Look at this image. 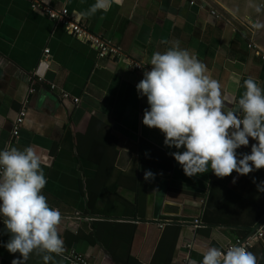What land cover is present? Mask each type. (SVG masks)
<instances>
[{
  "label": "crops",
  "instance_id": "crops-1",
  "mask_svg": "<svg viewBox=\"0 0 264 264\" xmlns=\"http://www.w3.org/2000/svg\"><path fill=\"white\" fill-rule=\"evenodd\" d=\"M41 1L123 53L101 59L27 0H0V147L31 145L40 156L42 192L61 214L62 247L96 264H199L207 248L252 235L264 220V192L253 183L264 180V168L223 178L211 170L185 175L170 155L178 150L142 123L148 105L135 85L143 75L130 63L148 65L153 52L178 41L221 83L228 107L243 91L233 73L264 88V29L256 27L264 0H120L90 16L81 13L94 0ZM253 143L249 138L237 152H250ZM146 170L154 178L145 180ZM262 248L251 250L258 264H264ZM42 255L30 254L26 264H44ZM48 255L47 264H71ZM19 256L0 246V264Z\"/></svg>",
  "mask_w": 264,
  "mask_h": 264
},
{
  "label": "clouds",
  "instance_id": "clouds-1",
  "mask_svg": "<svg viewBox=\"0 0 264 264\" xmlns=\"http://www.w3.org/2000/svg\"><path fill=\"white\" fill-rule=\"evenodd\" d=\"M120 0H94L81 15L107 12ZM261 27V25H256ZM150 70L135 85L138 97H146L142 123L159 129L164 145L178 151L170 153L185 175L191 177L209 170L220 178L235 172L246 175L264 168V88L252 77L243 79L233 73L230 79L237 90L243 89L234 103L222 94L221 83L208 74L207 66L187 49L173 41L165 51L153 52L147 63ZM137 66H140L139 64ZM255 143L250 152H237ZM146 170L145 180L154 178ZM236 177H233V183ZM264 192V180L257 182ZM46 176L41 158L31 145L22 150L0 147V223L7 241L0 246L19 253L11 264H26L30 254L60 253L63 240L57 231L60 211L47 202L42 189ZM189 264H197L189 261ZM199 264H258V257L243 245L226 249L209 247Z\"/></svg>",
  "mask_w": 264,
  "mask_h": 264
},
{
  "label": "built area",
  "instance_id": "built-area-1",
  "mask_svg": "<svg viewBox=\"0 0 264 264\" xmlns=\"http://www.w3.org/2000/svg\"><path fill=\"white\" fill-rule=\"evenodd\" d=\"M27 1L30 3V7L32 10L40 11L49 20L56 24V26L62 28L65 32L88 44L97 53V56L99 58L104 59L108 57L112 59H119L123 56L122 49L119 46H116L112 44L109 40H106L100 36L93 34L89 30L87 25L78 21L76 18L70 16L64 9H56L50 5L44 4L41 0ZM138 64L140 66H137ZM130 66L134 71L141 73L142 75L144 70H150L148 65L142 62L132 61L130 63ZM35 80L37 81V83H42L43 81L41 78H37ZM50 88L52 91L57 89L55 85H51ZM32 92L33 90L30 89V94ZM60 95L63 99L69 98V95L65 92H62ZM73 102L75 104H79V99H74ZM25 117L26 108H23V110L20 111L19 115L17 116L14 122V138H17L19 136V132L24 123ZM194 225L195 227H199L201 225L200 220H195ZM161 227H163V225H161ZM233 244L243 245L249 251L257 244H261L264 248V220L259 224L258 227L255 228V232L252 235L245 238H238ZM233 244H229L222 249H226L227 247ZM188 248H191V245L188 246ZM58 254L68 260L71 264H96L94 262H91L87 258H84L80 255L75 254L74 252L66 250L65 248H63L62 252ZM182 264H187L186 260Z\"/></svg>",
  "mask_w": 264,
  "mask_h": 264
},
{
  "label": "rangeland",
  "instance_id": "rangeland-1",
  "mask_svg": "<svg viewBox=\"0 0 264 264\" xmlns=\"http://www.w3.org/2000/svg\"><path fill=\"white\" fill-rule=\"evenodd\" d=\"M262 10V14H261V18L258 22V25H261L260 28L264 29V1H263V8L261 7Z\"/></svg>",
  "mask_w": 264,
  "mask_h": 264
},
{
  "label": "trees",
  "instance_id": "trees-1",
  "mask_svg": "<svg viewBox=\"0 0 264 264\" xmlns=\"http://www.w3.org/2000/svg\"><path fill=\"white\" fill-rule=\"evenodd\" d=\"M246 236H248V235H246ZM246 236H244V237H246ZM258 245L262 246L261 244H258ZM255 246H256V245H255ZM255 246H254V247H255ZM254 247H253V248H254ZM253 248H252V249H253ZM252 249H250V251H251ZM262 250L264 251L263 248H262Z\"/></svg>",
  "mask_w": 264,
  "mask_h": 264
}]
</instances>
